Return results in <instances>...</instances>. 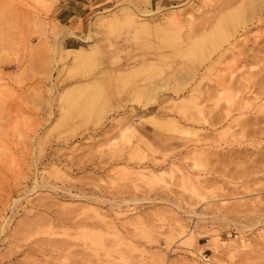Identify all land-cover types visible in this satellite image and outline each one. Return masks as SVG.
I'll use <instances>...</instances> for the list:
<instances>
[{
    "label": "rangeland",
    "instance_id": "1",
    "mask_svg": "<svg viewBox=\"0 0 264 264\" xmlns=\"http://www.w3.org/2000/svg\"><path fill=\"white\" fill-rule=\"evenodd\" d=\"M65 3L0 0V264H264V0Z\"/></svg>",
    "mask_w": 264,
    "mask_h": 264
},
{
    "label": "crops",
    "instance_id": "2",
    "mask_svg": "<svg viewBox=\"0 0 264 264\" xmlns=\"http://www.w3.org/2000/svg\"><path fill=\"white\" fill-rule=\"evenodd\" d=\"M93 0H66V3L62 7V13L66 12L67 14L64 17L71 16H80L86 13V7L89 3H92ZM144 2H149L150 0H142Z\"/></svg>",
    "mask_w": 264,
    "mask_h": 264
},
{
    "label": "bare ground",
    "instance_id": "3",
    "mask_svg": "<svg viewBox=\"0 0 264 264\" xmlns=\"http://www.w3.org/2000/svg\"><path fill=\"white\" fill-rule=\"evenodd\" d=\"M246 10V9H245ZM247 12V11H246ZM250 12V11H249ZM245 15V14H244ZM140 16L141 17H144V18H146V17H148V14L147 15H145V14H140ZM172 17V16H171ZM174 17V16H173ZM175 17H177V16H175ZM245 17V16H244ZM149 18V17H148ZM174 19H176V18H174ZM174 19H170V20H168V22H171V25L175 22V20ZM178 20H180V19H177V22H178ZM148 21V20H147ZM165 21H166V19H165ZM172 21H173V23H172ZM176 23V22H175ZM160 25V24H159ZM168 25V24H167ZM137 26H138V24H137ZM161 26V25H160ZM151 29V28H150ZM138 33V32H137ZM148 34V33H147ZM218 37V36H217ZM201 40V39H200ZM204 43V42H203ZM206 261H208L207 259H206Z\"/></svg>",
    "mask_w": 264,
    "mask_h": 264
}]
</instances>
